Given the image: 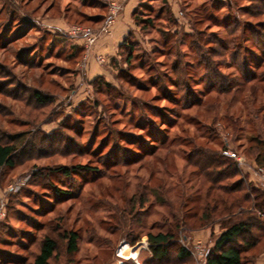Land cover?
Wrapping results in <instances>:
<instances>
[{
	"label": "rangeland",
	"instance_id": "obj_1",
	"mask_svg": "<svg viewBox=\"0 0 264 264\" xmlns=\"http://www.w3.org/2000/svg\"><path fill=\"white\" fill-rule=\"evenodd\" d=\"M141 2L132 50L106 86L88 59L125 0H0V144L16 146L14 166L0 169V264H32L57 227L55 237L78 233L79 250L69 256L57 238L50 264H143L148 235L168 232L172 252L191 253L184 263L206 264L224 207L247 205L240 194L207 193L188 162L198 150L233 160L264 192V164L249 143L264 138V0ZM77 27L96 34L91 48L70 35ZM99 54L95 62L108 64ZM233 120L236 134L226 127ZM206 204L214 219L200 226ZM174 216L192 226L175 229ZM253 225L258 241L243 257L256 264L264 235L258 218Z\"/></svg>",
	"mask_w": 264,
	"mask_h": 264
},
{
	"label": "trees",
	"instance_id": "obj_2",
	"mask_svg": "<svg viewBox=\"0 0 264 264\" xmlns=\"http://www.w3.org/2000/svg\"><path fill=\"white\" fill-rule=\"evenodd\" d=\"M136 13L137 10L135 11L133 17L134 23L137 25L139 21L135 17ZM106 20L107 15L105 17H97L95 20L96 23L90 19V21H92L95 25H103ZM131 34L133 33H130L119 50L121 65L123 63V58L126 57L127 50H132V47H130ZM21 38L24 37L22 36L18 39ZM8 45L10 44L4 46L5 49H7ZM127 56V62H130L133 58V53L131 52ZM103 79V77H99L97 81L105 82L106 86H109L110 83L103 81ZM34 99L36 101H44L42 100V96L39 92L34 94ZM260 125V127L264 129V120L260 123ZM226 127L232 132H235V134L240 130L238 120H233V122L229 121ZM249 143L251 144L250 151L257 153L255 156L256 160L259 163L264 164V138L262 139L261 136H255L250 139ZM15 153V145L11 143L0 144V169L11 168L14 166ZM192 153L191 159H189L188 162L191 166L197 169L201 178H204L211 184V187L207 192L208 194L215 190L230 196H233V194H240L242 196V202L247 205L246 207H243L241 204L235 202L233 203V206L231 205L232 208L224 207L223 212L219 216V219L223 224V231L216 240L213 249L207 254L206 264H252V261L250 260L245 261L243 256L245 253L251 254L255 250L258 237H254L253 235V224L257 218L260 221L259 231L264 235V192L247 184V182L240 175L236 163L233 160L224 157L221 153L214 151L209 152L206 149L198 150ZM63 173L68 175L70 174V170L65 168L63 169ZM141 204H144V201ZM184 206L187 205L184 204ZM205 207L206 210H208L203 213L198 221L200 226L208 224L214 219L209 209V204H206ZM174 218L176 219L175 229L181 228L180 226L183 225L186 229H189L190 225H188V222L184 219V217L179 218L174 216ZM57 230H59V227H57L56 231L54 230L51 232L52 234L48 233L41 238L38 252L34 257L32 264H50V262L57 257V238L67 242L66 252L69 256L78 252V233L66 229L55 237L54 234ZM244 236L251 237L253 239L255 238V244L253 241H249L246 238L240 241ZM175 240L176 235L172 234V232L159 233L155 235L149 234L148 241L150 243L151 259L143 264H179L181 262L182 264H186L184 262H187L190 259L191 254L182 245L178 246L177 250L172 252V248L170 246ZM135 243L136 241H134L133 245ZM168 257L171 259L167 260L166 258ZM172 257H175V260H172ZM2 260L3 259L0 258V263L5 262ZM122 264L128 263L122 262Z\"/></svg>",
	"mask_w": 264,
	"mask_h": 264
},
{
	"label": "crops",
	"instance_id": "obj_3",
	"mask_svg": "<svg viewBox=\"0 0 264 264\" xmlns=\"http://www.w3.org/2000/svg\"><path fill=\"white\" fill-rule=\"evenodd\" d=\"M122 4L123 3H121V5ZM141 4V0H125V4H123V9L121 10V15H119L115 23L112 34L103 37L98 42L96 50L93 51V54L88 59V63H90V68L94 74V78H105L108 75L110 76L112 75V72L115 71L117 63L120 65V47L128 38L131 30L135 26L133 15L137 8L141 6ZM124 5H126V7H124ZM79 50L83 52V47H79ZM99 53L105 56L109 55L108 64L101 66L99 63L95 62V54ZM84 58L85 57H83V61L85 60ZM256 264H264V254L260 255L256 261Z\"/></svg>",
	"mask_w": 264,
	"mask_h": 264
},
{
	"label": "built area",
	"instance_id": "obj_4",
	"mask_svg": "<svg viewBox=\"0 0 264 264\" xmlns=\"http://www.w3.org/2000/svg\"><path fill=\"white\" fill-rule=\"evenodd\" d=\"M111 21V20H110ZM105 32H107L105 30ZM70 35L77 37V36H82L85 39V43H86V47L89 49L91 48V46L95 43L97 36L96 34L90 30V29H81V28H73L70 31ZM105 61L102 59V63H104ZM239 163H241L240 160H238ZM261 173V172H260ZM262 179H261V184L262 187L264 188V173H261ZM191 254V253H190Z\"/></svg>",
	"mask_w": 264,
	"mask_h": 264
},
{
	"label": "bare ground",
	"instance_id": "obj_5",
	"mask_svg": "<svg viewBox=\"0 0 264 264\" xmlns=\"http://www.w3.org/2000/svg\"><path fill=\"white\" fill-rule=\"evenodd\" d=\"M125 248H123V251L124 252ZM127 252V251H126ZM139 253L138 249H135V250H130L129 251V255L130 257L126 256V259H129V260H136L137 259V254ZM123 254V253H122ZM124 257V256H123Z\"/></svg>",
	"mask_w": 264,
	"mask_h": 264
},
{
	"label": "water",
	"instance_id": "obj_6",
	"mask_svg": "<svg viewBox=\"0 0 264 264\" xmlns=\"http://www.w3.org/2000/svg\"><path fill=\"white\" fill-rule=\"evenodd\" d=\"M121 247H123V245Z\"/></svg>",
	"mask_w": 264,
	"mask_h": 264
}]
</instances>
